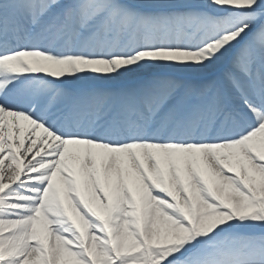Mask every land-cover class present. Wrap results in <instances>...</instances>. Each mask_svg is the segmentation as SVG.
<instances>
[{
    "label": "snow or ice",
    "instance_id": "6c2138e0",
    "mask_svg": "<svg viewBox=\"0 0 264 264\" xmlns=\"http://www.w3.org/2000/svg\"><path fill=\"white\" fill-rule=\"evenodd\" d=\"M0 264H264V0H0Z\"/></svg>",
    "mask_w": 264,
    "mask_h": 264
}]
</instances>
